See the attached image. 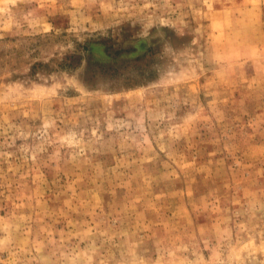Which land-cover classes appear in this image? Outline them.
<instances>
[{"label": "rangeland", "instance_id": "374dc122", "mask_svg": "<svg viewBox=\"0 0 264 264\" xmlns=\"http://www.w3.org/2000/svg\"><path fill=\"white\" fill-rule=\"evenodd\" d=\"M0 264H264V0H0Z\"/></svg>", "mask_w": 264, "mask_h": 264}]
</instances>
